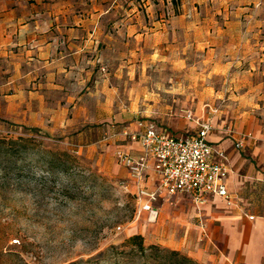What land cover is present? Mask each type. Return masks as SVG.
<instances>
[{
	"label": "crops",
	"instance_id": "obj_1",
	"mask_svg": "<svg viewBox=\"0 0 264 264\" xmlns=\"http://www.w3.org/2000/svg\"><path fill=\"white\" fill-rule=\"evenodd\" d=\"M167 1L170 15H156L151 0L148 15L129 0H0V86L10 72L4 83L27 127L89 154L137 195L161 180L153 158L135 180L119 157L146 155L133 135L143 131L151 67L155 85L169 67L173 86L205 88L193 118L156 124L178 137L196 133L201 120L212 124L208 139L230 170L231 202L161 191L155 201L138 198L140 212L156 220L157 245L205 264H264V0ZM214 76L223 88L212 89Z\"/></svg>",
	"mask_w": 264,
	"mask_h": 264
},
{
	"label": "rangeland",
	"instance_id": "obj_2",
	"mask_svg": "<svg viewBox=\"0 0 264 264\" xmlns=\"http://www.w3.org/2000/svg\"><path fill=\"white\" fill-rule=\"evenodd\" d=\"M82 1L87 6L89 0ZM129 1L140 3L142 14L151 13L144 6L147 0ZM151 1L155 3L156 15L172 14V5L167 0ZM179 2L174 0V4ZM137 45L138 40L131 41V47ZM151 69L150 84L144 88L147 100L139 104L143 107L141 120L168 127L171 120L197 111L201 104L196 95L205 88L173 86L169 67L159 72L163 80H157L160 83L155 85L156 73L153 66ZM10 74L3 73L0 86V139L30 138L44 149L65 151L59 142L24 124L17 106L10 101L14 88L4 83ZM210 82L212 89L223 88L220 76L211 77ZM130 89L136 93L142 90L137 86ZM53 97L58 99L62 95L54 92ZM224 104L214 103V108L220 109ZM71 153L77 156V161L69 172L35 164L20 176L0 170V264H83L111 245H122L134 234H142L147 245L155 244L154 239L160 238L154 226L156 220L150 219L149 213L140 212L137 194L106 167L98 166L89 154ZM177 196L180 195L173 198Z\"/></svg>",
	"mask_w": 264,
	"mask_h": 264
},
{
	"label": "built area",
	"instance_id": "obj_3",
	"mask_svg": "<svg viewBox=\"0 0 264 264\" xmlns=\"http://www.w3.org/2000/svg\"><path fill=\"white\" fill-rule=\"evenodd\" d=\"M188 117L193 118V113ZM139 125L143 131L133 138L141 141L146 155L138 161L126 154L119 157L130 168L135 180L144 177L148 158H153L161 180L157 191L141 188L138 198L155 201L159 192L167 191L170 195L192 194L199 203H205L209 196H221L231 202L232 196L226 186L230 170L214 158L213 145L208 139L213 129L209 121H199L198 131L185 137L167 135L151 121L140 120ZM242 145L237 143L239 148Z\"/></svg>",
	"mask_w": 264,
	"mask_h": 264
},
{
	"label": "trees",
	"instance_id": "obj_4",
	"mask_svg": "<svg viewBox=\"0 0 264 264\" xmlns=\"http://www.w3.org/2000/svg\"><path fill=\"white\" fill-rule=\"evenodd\" d=\"M0 160H2L0 162L4 163V165L0 163V170L7 174L16 172L20 176L26 173L27 169H31L34 164L39 167L48 165L51 169L69 172L77 161V156L69 150L44 149L33 139L20 137L18 139H0ZM82 263L202 264L181 251L165 248L157 244L147 245L142 234H134L128 237L120 246L111 245L98 256Z\"/></svg>",
	"mask_w": 264,
	"mask_h": 264
}]
</instances>
